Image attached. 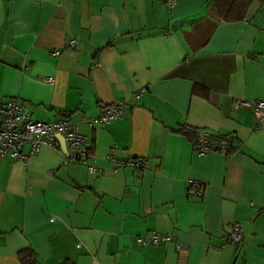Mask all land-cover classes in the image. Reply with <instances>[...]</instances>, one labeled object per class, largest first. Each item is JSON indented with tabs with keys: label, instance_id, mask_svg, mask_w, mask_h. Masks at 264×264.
<instances>
[{
	"label": "crops",
	"instance_id": "1",
	"mask_svg": "<svg viewBox=\"0 0 264 264\" xmlns=\"http://www.w3.org/2000/svg\"><path fill=\"white\" fill-rule=\"evenodd\" d=\"M234 99L264 101V0L236 22L212 0H0V106L78 122L98 170L57 140L1 159L0 264H264V129ZM120 101L121 120L82 122ZM187 131L233 152L198 156ZM132 160L147 166L114 164ZM151 233L174 242L137 244Z\"/></svg>",
	"mask_w": 264,
	"mask_h": 264
},
{
	"label": "built area",
	"instance_id": "2",
	"mask_svg": "<svg viewBox=\"0 0 264 264\" xmlns=\"http://www.w3.org/2000/svg\"><path fill=\"white\" fill-rule=\"evenodd\" d=\"M170 6L176 3V0H166ZM74 46V43H71ZM57 54V51H55ZM47 83H53V78L48 77L43 79ZM143 92V91H141ZM141 93L134 96L139 98ZM125 102L120 101L111 107L104 108L97 116L82 119V122L88 128L103 127L111 122L122 119ZM233 109L245 108L252 111L256 120V127L264 129V101H245L234 99L232 103ZM56 136H61L66 144V157L70 163L82 164L86 166L89 174H94L98 170L88 164L89 146L87 139L79 132V123L73 121L70 117H62L52 122H42L33 120L31 113L11 100L0 106V160L9 158L13 161L24 162L29 155L36 154L42 147H56ZM196 149L198 156H207L212 153H217L221 156H228V141L234 137L229 135L220 138L219 143L214 140V137L206 132L197 133ZM28 145L29 153L23 151V147ZM111 149L107 159L113 161ZM116 166L123 167L129 165L135 169H143L147 166L146 161L132 160L128 163H114ZM202 186L193 180L188 181L186 189V197L188 199L200 198L202 196ZM242 230L239 225H234L232 232L229 235V244L238 246L242 242ZM138 245L159 246L168 242H174V238L167 235H159L151 233L147 236H140L136 239ZM176 249L180 246L175 243Z\"/></svg>",
	"mask_w": 264,
	"mask_h": 264
},
{
	"label": "trees",
	"instance_id": "3",
	"mask_svg": "<svg viewBox=\"0 0 264 264\" xmlns=\"http://www.w3.org/2000/svg\"><path fill=\"white\" fill-rule=\"evenodd\" d=\"M215 6L217 16L225 22H236L246 18L250 8L255 3H261L262 0H212ZM197 133L195 131H187L186 135L193 143L196 145ZM214 140L219 143L220 138H215ZM233 140L231 138L228 143L229 155L233 152ZM21 264H36V259L31 251H25L20 253Z\"/></svg>",
	"mask_w": 264,
	"mask_h": 264
},
{
	"label": "water",
	"instance_id": "4",
	"mask_svg": "<svg viewBox=\"0 0 264 264\" xmlns=\"http://www.w3.org/2000/svg\"><path fill=\"white\" fill-rule=\"evenodd\" d=\"M56 140L59 143L62 152L65 154L66 153V144L64 139L61 136H56Z\"/></svg>",
	"mask_w": 264,
	"mask_h": 264
}]
</instances>
